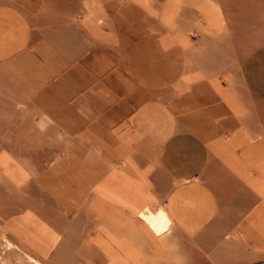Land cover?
<instances>
[{
	"label": "crops",
	"instance_id": "obj_1",
	"mask_svg": "<svg viewBox=\"0 0 264 264\" xmlns=\"http://www.w3.org/2000/svg\"><path fill=\"white\" fill-rule=\"evenodd\" d=\"M4 241L264 264V0H0Z\"/></svg>",
	"mask_w": 264,
	"mask_h": 264
},
{
	"label": "rangeland",
	"instance_id": "obj_2",
	"mask_svg": "<svg viewBox=\"0 0 264 264\" xmlns=\"http://www.w3.org/2000/svg\"><path fill=\"white\" fill-rule=\"evenodd\" d=\"M0 251L4 255H10L5 261L6 264H41L31 258L21 245L12 242L4 241L0 245Z\"/></svg>",
	"mask_w": 264,
	"mask_h": 264
}]
</instances>
